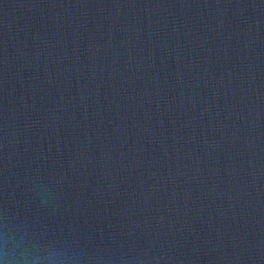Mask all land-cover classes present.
<instances>
[{
  "label": "water",
  "instance_id": "water-1",
  "mask_svg": "<svg viewBox=\"0 0 264 264\" xmlns=\"http://www.w3.org/2000/svg\"><path fill=\"white\" fill-rule=\"evenodd\" d=\"M49 248L264 264V0H0V264Z\"/></svg>",
  "mask_w": 264,
  "mask_h": 264
},
{
  "label": "clouds",
  "instance_id": "clouds-1",
  "mask_svg": "<svg viewBox=\"0 0 264 264\" xmlns=\"http://www.w3.org/2000/svg\"><path fill=\"white\" fill-rule=\"evenodd\" d=\"M10 241L7 237L3 239L4 251H5V260L8 259L7 253L9 251ZM56 250L53 248L49 249H36L34 251H26L20 256V259L23 261V264H54V261L57 259Z\"/></svg>",
  "mask_w": 264,
  "mask_h": 264
}]
</instances>
